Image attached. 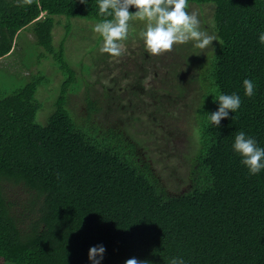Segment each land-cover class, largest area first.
Masks as SVG:
<instances>
[{
  "label": "trees",
  "instance_id": "16d2710c",
  "mask_svg": "<svg viewBox=\"0 0 264 264\" xmlns=\"http://www.w3.org/2000/svg\"><path fill=\"white\" fill-rule=\"evenodd\" d=\"M191 5L213 7L220 43L212 58L199 60L205 63L199 62L203 96L192 187L171 196L138 159L135 143L122 134L99 137L69 107L82 82L66 56L73 27L56 47L55 17L97 23L112 17L99 14L97 0H0V60L16 52L21 33L33 26L40 60H52L64 76L45 126L37 122L36 95L48 83L42 72L0 98V264H90L96 245L106 248L102 264L133 257L145 264H170L172 257L186 264H264V171L249 175L231 147L238 131L264 147V45L258 42L264 0H188ZM83 68L90 74L91 65ZM244 79L257 85L251 98ZM221 93L239 94L242 106L217 127L207 114L217 110L214 97ZM86 102L90 122L101 110L90 89ZM19 190L23 195L14 197Z\"/></svg>",
  "mask_w": 264,
  "mask_h": 264
},
{
  "label": "rangeland",
  "instance_id": "374dc122",
  "mask_svg": "<svg viewBox=\"0 0 264 264\" xmlns=\"http://www.w3.org/2000/svg\"><path fill=\"white\" fill-rule=\"evenodd\" d=\"M186 11L196 13L201 30L214 35L212 6L191 5ZM55 19L56 47L68 24L73 27L66 42V56L77 81L82 83L78 92L70 93L69 107L79 124L97 127L93 132L99 137L110 139L122 134L126 141L135 143L138 159L150 165L154 177L169 195L179 196L190 190V159L199 147L196 113L203 96L200 78L204 64L199 62L212 58L217 41L206 49L195 48L190 41L174 45L170 52L151 56L140 36L146 21L136 18L130 23L127 39L122 41L121 55L112 57L99 51L103 40L99 44L100 35L92 30L96 21ZM32 36L30 26L21 33L16 52L0 60V98L23 88L42 72L48 83L41 85L36 95L41 105L37 122L45 126L55 111L64 76L52 60H40L43 50L34 45ZM89 65L92 68L87 75L83 66ZM86 83L91 86L86 88ZM87 89L101 108L90 122L85 120L89 114ZM20 195L22 191L14 192V197Z\"/></svg>",
  "mask_w": 264,
  "mask_h": 264
},
{
  "label": "clouds",
  "instance_id": "9594fccd",
  "mask_svg": "<svg viewBox=\"0 0 264 264\" xmlns=\"http://www.w3.org/2000/svg\"><path fill=\"white\" fill-rule=\"evenodd\" d=\"M87 3V0H81ZM99 14L112 19H104L93 26V32L102 37L103 43L99 51L112 57L122 53V41L129 33L130 21L138 18L146 21L145 30L141 31L145 49L151 56L170 52L174 45L194 42L198 49H206L213 41H218L207 30H201L200 20L196 13L186 11L188 0H97ZM137 11L131 13L130 8ZM258 42L264 45V31L258 33ZM220 43V42H219ZM245 96L251 98L256 94L257 85L251 79L243 80ZM218 102L216 111L207 114L211 124L220 127L221 121L230 118V113L236 114L242 106L239 94L221 93L214 97ZM233 120L234 117H231ZM198 133V129L196 130ZM232 150L241 157V164L248 169L249 175H259L264 171V147L257 139L238 131L231 145ZM106 248L96 245L89 249L90 264H102ZM125 264H145L133 257ZM170 264H186L182 257H172Z\"/></svg>",
  "mask_w": 264,
  "mask_h": 264
}]
</instances>
